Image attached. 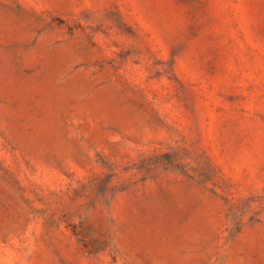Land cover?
Here are the masks:
<instances>
[{"label": "rangeland", "instance_id": "obj_1", "mask_svg": "<svg viewBox=\"0 0 264 264\" xmlns=\"http://www.w3.org/2000/svg\"><path fill=\"white\" fill-rule=\"evenodd\" d=\"M0 264H264V0H0Z\"/></svg>", "mask_w": 264, "mask_h": 264}]
</instances>
